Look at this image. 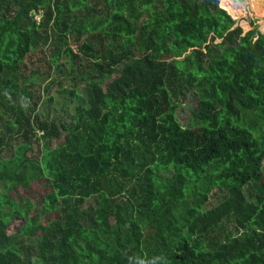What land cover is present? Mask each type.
<instances>
[{
    "label": "trees",
    "instance_id": "16d2710c",
    "mask_svg": "<svg viewBox=\"0 0 264 264\" xmlns=\"http://www.w3.org/2000/svg\"><path fill=\"white\" fill-rule=\"evenodd\" d=\"M241 11L0 0V264H264V0Z\"/></svg>",
    "mask_w": 264,
    "mask_h": 264
},
{
    "label": "rangeland",
    "instance_id": "374dc122",
    "mask_svg": "<svg viewBox=\"0 0 264 264\" xmlns=\"http://www.w3.org/2000/svg\"><path fill=\"white\" fill-rule=\"evenodd\" d=\"M234 6L239 7L243 13V17H248V7L251 5V0H230ZM44 73L40 74V79L37 81V86L41 89V95L43 96L42 104L39 106V111L45 116L55 115L62 117L68 112L72 106L73 100L69 99L68 93H61V83L63 87L71 89L72 83L69 78L64 74H58L55 71H49L48 66L41 69ZM49 88V92L45 89ZM48 95L53 97V101L47 100ZM190 107V102L187 101L183 106L178 108V117L182 124L187 123L188 109ZM214 191H212L213 193ZM221 195V194H219ZM220 196L217 194L211 196L209 201V207L214 206L218 203Z\"/></svg>",
    "mask_w": 264,
    "mask_h": 264
}]
</instances>
